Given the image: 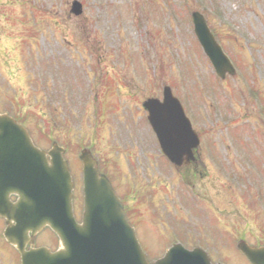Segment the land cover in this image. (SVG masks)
Listing matches in <instances>:
<instances>
[{"label": "rangeland", "instance_id": "374dc122", "mask_svg": "<svg viewBox=\"0 0 264 264\" xmlns=\"http://www.w3.org/2000/svg\"><path fill=\"white\" fill-rule=\"evenodd\" d=\"M72 1L0 0V112L18 117L42 148H66L78 218V156L89 146L133 224L166 235L159 244L142 238L150 257L163 255L171 230L189 248L215 238L207 241L215 259L246 264L232 243L264 239V0H79L80 16ZM194 11L236 59V75L217 78L194 34ZM165 85L190 103L203 141L195 172L180 173L189 189L172 167H157L140 106ZM39 238L57 244L49 231ZM0 264H19L1 237Z\"/></svg>", "mask_w": 264, "mask_h": 264}, {"label": "water", "instance_id": "95a60500", "mask_svg": "<svg viewBox=\"0 0 264 264\" xmlns=\"http://www.w3.org/2000/svg\"><path fill=\"white\" fill-rule=\"evenodd\" d=\"M72 12L81 14V3L75 1ZM192 16L197 36L219 77L233 73L204 17L198 12ZM154 105H149L151 121L164 152L174 161L179 159L180 155L174 154L178 149L189 155L198 144V136L169 88L165 89V102L155 101ZM164 141L172 143L165 145ZM62 154L63 149L57 145L48 152L39 149L23 125L0 114V216L7 218L5 236L20 252L22 264H211L200 250L189 251L177 245L150 263L120 199L109 180L99 174L89 151L81 154L85 211L83 222L77 223L72 205L74 183ZM12 195L17 196L16 201L11 200ZM47 226L59 236L60 249L26 250L32 238ZM239 248L253 264H264V247H252L242 241Z\"/></svg>", "mask_w": 264, "mask_h": 264}, {"label": "flooded vegetation", "instance_id": "af4514ba", "mask_svg": "<svg viewBox=\"0 0 264 264\" xmlns=\"http://www.w3.org/2000/svg\"><path fill=\"white\" fill-rule=\"evenodd\" d=\"M197 156H198V152H197ZM155 162H156V165L158 164L157 167L160 166L161 168H165V166H166V162L163 160L162 157L156 158ZM199 162H200V158L199 157H196L195 160H191V161H188V162L187 161H184L183 165L180 166V167H177L175 170L177 172L181 173V171L183 172L185 169H187L188 172H191L193 174V172H195V167L198 166ZM153 171H156V170H152V172ZM147 174L149 175V174H152V173H150V171H149ZM150 195L151 194H149V196H147V197H151ZM1 223H3V224L6 223L5 219H1ZM136 228H137V234H138V236L140 235L141 238H145V239L146 238H151L154 241V243H162L163 241L166 240V235L162 234L163 233V230H161V232L159 233L158 231H153L151 227H147L145 230H140L138 228V226H136ZM169 233H170V235L171 234H173V235L174 234H178L176 231H171V230H169ZM159 234H161L160 237H159ZM158 239H159V241H158ZM170 239H171V237H170ZM209 240H212V242H213L216 239L215 238L214 239H205L204 242L206 244H208L207 241H209ZM208 249H210V248L207 247V250Z\"/></svg>", "mask_w": 264, "mask_h": 264}]
</instances>
